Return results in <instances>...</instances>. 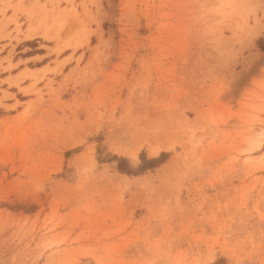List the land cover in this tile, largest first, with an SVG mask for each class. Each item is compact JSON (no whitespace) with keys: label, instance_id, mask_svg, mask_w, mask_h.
I'll return each instance as SVG.
<instances>
[{"label":"rangeland","instance_id":"obj_1","mask_svg":"<svg viewBox=\"0 0 264 264\" xmlns=\"http://www.w3.org/2000/svg\"><path fill=\"white\" fill-rule=\"evenodd\" d=\"M22 33L0 264H264V0H0Z\"/></svg>","mask_w":264,"mask_h":264},{"label":"crops","instance_id":"obj_2","mask_svg":"<svg viewBox=\"0 0 264 264\" xmlns=\"http://www.w3.org/2000/svg\"><path fill=\"white\" fill-rule=\"evenodd\" d=\"M22 32L24 33V31ZM23 33L22 36H18L19 38H21V41L19 42H14L12 40L9 45L8 42L4 40L0 43L1 45H6L0 51V58L6 56L10 47L12 45L14 46L13 52L11 53V64H14V66L12 67L13 71L11 69L9 74L6 73L3 75V77L0 78L14 76L19 74L21 71H25L26 69L32 70L33 68H39L43 65L41 64V62L46 57V52L36 51V48H38V46L31 48L30 46L26 45L25 41L33 40L36 36H29L27 38H23ZM6 63L7 61H3L2 65H5ZM27 83L28 80L25 79L21 81L18 85L19 87H24L27 85ZM0 89L8 93L7 97L2 98V92H0V101L2 104L7 105L10 110H12V107L18 109L17 106H19L20 102L26 100H20L17 98V93L23 95V92L19 90L18 87L14 84L9 86L7 83H0ZM0 109H3V107H0Z\"/></svg>","mask_w":264,"mask_h":264},{"label":"trees","instance_id":"obj_3","mask_svg":"<svg viewBox=\"0 0 264 264\" xmlns=\"http://www.w3.org/2000/svg\"><path fill=\"white\" fill-rule=\"evenodd\" d=\"M163 155V153L161 154V156ZM157 159H159V158H157ZM156 158L155 159H151L150 161H156L157 160ZM147 161H149V160H147ZM123 170H125V169H123Z\"/></svg>","mask_w":264,"mask_h":264}]
</instances>
